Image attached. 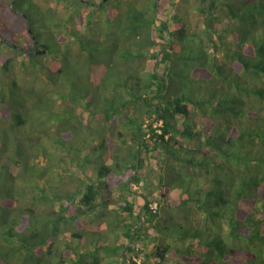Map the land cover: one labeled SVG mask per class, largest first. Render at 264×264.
<instances>
[{
  "label": "trees",
  "instance_id": "1",
  "mask_svg": "<svg viewBox=\"0 0 264 264\" xmlns=\"http://www.w3.org/2000/svg\"><path fill=\"white\" fill-rule=\"evenodd\" d=\"M102 19L117 23L110 43L125 51L95 47ZM0 23V264H264V0H0ZM84 45L97 53L86 75L95 92L76 95L75 81L51 82L43 58L50 46L69 57ZM22 55L39 89L4 77ZM77 105L112 136L118 129L120 143L99 130L91 156L66 153V114ZM149 161L157 196L136 190ZM86 166L95 180L79 178ZM73 178L72 190L55 182ZM94 217L104 223L81 232ZM224 222L243 242L242 262L225 259ZM99 225L113 243L80 250ZM176 227L190 234L186 246L175 245ZM63 232L71 242L59 249Z\"/></svg>",
  "mask_w": 264,
  "mask_h": 264
},
{
  "label": "rangeland",
  "instance_id": "2",
  "mask_svg": "<svg viewBox=\"0 0 264 264\" xmlns=\"http://www.w3.org/2000/svg\"><path fill=\"white\" fill-rule=\"evenodd\" d=\"M192 1V0H190ZM182 5H184V2H182ZM180 5V6H182ZM194 5H189V9L186 18L188 19V21L190 22V30L191 32L196 31L197 29H199L201 27V23H200V17L199 14L195 11V7H193ZM194 8V9H193ZM102 17L105 18V15L103 14ZM122 21V19H121ZM110 21V23L107 20H101L100 24L102 25L100 30H101V35H102V40H100V42H96V46L99 49H102L103 46L102 45H110L112 46L111 50H105V53L109 52H114L115 50L117 51H125V48L122 47L121 45L115 46L114 44H111L110 41H112L114 39L113 36H119L122 35V33L116 31L115 29V24L117 25V23ZM120 23V22H118ZM9 27H12L10 23L7 24ZM92 27L97 28L98 26L96 25L95 22H92ZM14 26V25H13ZM97 26V27H96ZM0 27L3 28L4 25L3 23H0ZM79 30L81 29V25L78 26ZM94 28V29H95ZM83 30V28H82ZM81 31V30H80ZM96 30H93V34L95 33ZM83 32V31H81ZM85 32V31H84ZM83 32V33H84ZM13 38H16L19 40V35L18 34H14V36H12ZM200 39H203V34L200 32L197 36ZM41 41V40H40ZM27 44H24L20 47V49L22 48L23 50V54H28L30 52V50H28V47H26ZM51 47V46H50ZM48 49V53L44 58H43V62L45 65V68L47 70L46 76H49L51 74V82L54 83L56 80L57 84H60L62 82H72L75 81L77 83V88H76V92L75 94H81L80 89H89V91H92V85L90 86L88 84V78H87V68L89 66V54H92L93 56L97 55V53L90 47V46H83V49H85V51H78V53H74L72 55H69L70 50L68 48V51L66 52L67 57H63L62 55H60V57L57 54H54L52 52V48L53 46ZM59 51L64 52L66 50V46L61 45L60 49H58ZM62 57V58H61ZM23 59L25 60L24 55L19 56L18 59H16L17 61L12 63L10 65V70L4 75V77H6L9 81V83L12 80H15L18 85L20 87H32V88H37L39 89V87L43 84L41 82V76L38 75L36 78L29 76L25 71H23L21 65H20V60ZM150 67H152V65H150ZM61 69V70H60ZM141 70V67L139 68ZM59 70L61 71V73H59ZM109 78V77H108ZM110 79V78H109ZM3 80V78H2ZM70 80V81H69ZM109 81V80H107ZM35 89V95H37L39 93V90ZM48 90H50L47 87ZM199 89H201V87H199ZM46 92V96H48L47 100L50 102V97L53 95V93L49 92V91H45ZM95 92V89L92 91ZM51 94V95H50ZM75 97L77 98L78 96ZM57 95H54L53 99H56ZM57 102H60V100L58 99ZM55 106V105H53ZM132 108H130L131 110ZM78 110V111H77ZM192 111H196L194 108L191 109ZM128 113V112H127ZM104 114V113H103ZM67 117L66 119L68 120V122H66L65 126H64V135H66V137H62V141L66 142V143H70L69 145H67L65 148L66 153L68 152H73L76 153L77 152V147H79L81 149V157H86V156H91L92 155V150L91 148L93 147L94 144H96V138L99 137V130L103 131L104 134L106 135V137H110L113 138L114 140L117 141V143L119 144L120 141L119 139H117L118 137V133L117 130H115L113 136L111 135L110 131L103 126V124L101 123V121L97 118V117H92V115H90V111H87L83 106L77 105L74 112L73 113H68L66 114ZM121 118H123L124 120H126V117L122 115H120ZM194 120H198V116L194 117ZM160 124V123H159ZM59 140H61L60 138H58ZM112 139V140H113ZM122 146V145H120ZM64 147V146H63ZM148 163V170L149 173H145V175H143L142 178V182H141V186L136 189L137 192L139 194L141 193H152V195H158V176L157 174L154 172V168L151 167L153 164H151V162H147ZM151 168V170H150ZM197 169V168H196ZM68 173V172H67ZM96 170L93 167H89L86 166L85 168V175L79 177V178H91L93 180L96 179ZM63 176H60V179ZM76 178L72 179V183L71 184H66V180H58L55 179L56 185L62 188V190L67 189V190H72L74 189L76 182H75ZM63 186H65L66 188H64ZM140 190V191H139ZM119 191H116L114 195L118 194ZM137 194L135 196L134 199V204L136 206H141L142 205V198L141 196ZM131 197L129 196L128 199H130ZM30 201V199H29ZM133 202V200H132ZM119 202L111 205L110 207L113 208H118L119 206ZM154 203V202H153ZM151 203V204H153ZM7 204H11L10 202H8ZM17 204V203H15ZM155 204V203H154ZM45 208V206L43 207ZM41 206H38V209L42 210L43 209ZM90 218V217H89ZM158 219H161V223L163 222V216L161 214H159ZM91 223V224H90ZM100 223L98 218L94 217L93 220H89L88 218H85L83 220L82 225H80V231L81 232H90L89 230L92 229V226H95ZM102 223H104V221L100 223V225H102ZM228 222H224L223 223V230L221 232V237H223L226 242L229 244V246L231 247V251H229V253L227 254V256L225 257V259L229 260V261H234V263L237 262H242L245 260V252L243 251H236L239 250L237 249L238 245H243V242H241V240H232L230 239L228 236ZM99 225V235L95 236L93 238H85L83 240L79 241V247L80 250H85V249H89L92 250L93 247L95 246V244H97L99 242V240H102L104 243H108V244H112L113 240H114V234L111 231H108L106 229L105 226H100ZM78 228L77 224H73V231H75ZM176 240L177 241L175 243V245H179L180 247L182 246H186L188 243V237L190 234H184V228L181 230V237L179 238L178 235V228L176 227ZM107 233L108 237H104V235ZM187 237L184 240V237ZM71 239L69 237V233H65L63 232L60 237L57 240V244L60 248H64V245L66 243H70ZM185 242V243H184ZM100 244V242H99ZM3 259L6 257L5 255L1 256ZM14 263V262H13Z\"/></svg>",
  "mask_w": 264,
  "mask_h": 264
},
{
  "label": "built area",
  "instance_id": "3",
  "mask_svg": "<svg viewBox=\"0 0 264 264\" xmlns=\"http://www.w3.org/2000/svg\"><path fill=\"white\" fill-rule=\"evenodd\" d=\"M151 209L153 210V211H155L156 209H157V205H156V203L154 204H151Z\"/></svg>",
  "mask_w": 264,
  "mask_h": 264
},
{
  "label": "water",
  "instance_id": "4",
  "mask_svg": "<svg viewBox=\"0 0 264 264\" xmlns=\"http://www.w3.org/2000/svg\"><path fill=\"white\" fill-rule=\"evenodd\" d=\"M28 31L30 32V29L28 28ZM46 51L45 49H43L42 51H40V54H44Z\"/></svg>",
  "mask_w": 264,
  "mask_h": 264
},
{
  "label": "clouds",
  "instance_id": "5",
  "mask_svg": "<svg viewBox=\"0 0 264 264\" xmlns=\"http://www.w3.org/2000/svg\"><path fill=\"white\" fill-rule=\"evenodd\" d=\"M155 203V202H154ZM150 208H151V204H150Z\"/></svg>",
  "mask_w": 264,
  "mask_h": 264
},
{
  "label": "flooded vegetation",
  "instance_id": "6",
  "mask_svg": "<svg viewBox=\"0 0 264 264\" xmlns=\"http://www.w3.org/2000/svg\"><path fill=\"white\" fill-rule=\"evenodd\" d=\"M31 52V51H30Z\"/></svg>",
  "mask_w": 264,
  "mask_h": 264
}]
</instances>
